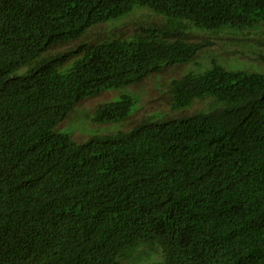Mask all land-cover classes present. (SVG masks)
Returning <instances> with one entry per match:
<instances>
[{"label": "trees", "instance_id": "obj_1", "mask_svg": "<svg viewBox=\"0 0 264 264\" xmlns=\"http://www.w3.org/2000/svg\"><path fill=\"white\" fill-rule=\"evenodd\" d=\"M139 7L154 15L131 36L87 38ZM191 31L264 46V0H0V264H264L263 73L211 57L169 80L170 115L55 130L84 99L194 63L213 43Z\"/></svg>", "mask_w": 264, "mask_h": 264}, {"label": "rangeland", "instance_id": "obj_2", "mask_svg": "<svg viewBox=\"0 0 264 264\" xmlns=\"http://www.w3.org/2000/svg\"><path fill=\"white\" fill-rule=\"evenodd\" d=\"M139 13L154 15L149 9L135 8L134 12L125 19L115 20L91 30L87 38L96 40L98 37L105 38L108 36V39H113L118 37V33L123 34V36H131L139 25V18H141L138 17ZM151 18L154 20L153 17ZM208 33L202 31H191L189 33L192 40L208 39L213 43L205 51L198 54L194 63L164 70L162 73L152 75L136 86L115 89L107 91V93L103 92L90 99H84L77 103L55 130L69 135L74 141L81 142L94 136L128 130L129 127L145 118H160L164 115H170L168 98L165 93L169 80L190 71H202L211 57L216 58L217 63L228 70L264 74V60L258 59L260 54L264 56V46L258 45L254 40L255 38H253L258 37V32L252 31L253 35L251 36H240L225 32L214 35ZM64 48L61 47L58 50ZM228 50L231 51L230 54L227 53ZM123 94H131L137 100V104L127 120L110 123L94 121V113L98 105L118 100Z\"/></svg>", "mask_w": 264, "mask_h": 264}]
</instances>
